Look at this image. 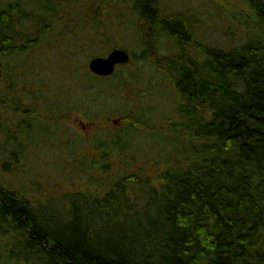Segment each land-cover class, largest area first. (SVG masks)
<instances>
[{
	"label": "trees",
	"instance_id": "1",
	"mask_svg": "<svg viewBox=\"0 0 264 264\" xmlns=\"http://www.w3.org/2000/svg\"><path fill=\"white\" fill-rule=\"evenodd\" d=\"M87 1L0 3V58H19L0 101L23 115L0 122V149L15 165L12 177L9 164L0 170V264H264V0H237L231 44L205 43L161 0ZM116 2L110 33L104 10ZM136 17L176 53L159 64L175 95L166 119L138 101L152 63L138 24L124 21ZM85 20L90 36L75 30ZM117 38L141 44V54L112 76L93 74L89 61ZM46 59L67 64L49 77ZM71 112L93 125L122 118L89 140L42 121ZM42 150L54 153L55 175ZM21 156L41 163L35 176L24 175Z\"/></svg>",
	"mask_w": 264,
	"mask_h": 264
},
{
	"label": "rangeland",
	"instance_id": "2",
	"mask_svg": "<svg viewBox=\"0 0 264 264\" xmlns=\"http://www.w3.org/2000/svg\"><path fill=\"white\" fill-rule=\"evenodd\" d=\"M2 1L4 0H0V3ZM93 1L95 4H93L92 1L88 0L87 6L90 5V7L92 8L94 5L96 6L98 4L96 0H93ZM121 1H124V0H121ZM118 2H120V0ZM118 2H116L115 4L111 6L107 5L104 10L105 12L108 11L107 14H109L107 21L105 23V28L106 29L108 28V31L110 33H112V31H115L114 26H116V24L114 22V19L111 16V13L115 14V10L119 8ZM235 4H240V3L237 0H161L160 2L161 7L165 9V11L166 9H168L169 13L170 12L175 13L178 11L183 13V15H185L186 20L191 24L192 29L194 30L196 35L199 37V39L205 41V43H217L220 41L218 39H221L222 41H231L230 44L235 42L234 39H236V35L239 34L238 30L235 28V25H234L235 22L232 21L233 16L232 15L231 17L229 16V13L234 10ZM99 5H101V3ZM128 11H129V7L127 6H124L123 8H121V13H126ZM127 16L129 17L130 15H127ZM87 21L88 20H85L86 24L78 23L75 26L76 28L75 30H79L80 35L84 36L86 34L87 36H90V34L92 33L91 25ZM124 21L132 24V27L134 28V30L136 29L137 31H139V28H140L139 32H141L142 34L141 41L144 42L143 46L148 51L151 50L150 61L152 64L150 67L147 66V69H144V66L142 67V69L144 70L143 75L147 77L146 83H151L152 87H149V88L144 87L143 91L142 90L137 91L138 95L140 96L138 99V101H140L139 104L145 100L149 101L151 106L155 108L157 107L160 109L159 111L161 112L160 115L164 119H166V116L172 115L174 113L170 102L172 101L173 98H175V95H173L174 88L172 89V87H170V83L165 78L163 79L162 75L166 76L167 72L166 70L161 69V65L164 59L166 60V53H171V54H168L169 58L172 55L174 56L176 53L173 50H171V48L168 49V47H170V44L166 43V39L164 40V42H162L161 40V43L158 44L155 41V37L152 36V31H150L152 27L148 25L146 26L145 22L138 19V17L134 19L132 18L124 19ZM71 26L65 27L66 28L64 29L65 34L71 32L70 31ZM57 30L52 32L53 36H56ZM116 46L119 47V48L116 47V49H121L120 48L121 46L123 50H126L131 55L134 54L136 56H139L142 51L141 44L140 45H137L136 43H134L133 45L128 44L124 40L121 42L119 38L116 39ZM66 52H69V51H66ZM103 55H105L103 57H106L108 55V52L104 53ZM18 62H19L18 57H12L7 60L4 58H0V94L1 93L2 95L5 94L6 87L9 85L11 71L15 65L17 66ZM62 62H66V57L62 59ZM62 62H58L59 66H57V62L50 61L47 59L44 60L43 66L45 67V69L43 70V72L47 73V76L49 77H56V75L58 74L57 71L59 70V67L67 64V63H62ZM73 63L75 64V62ZM138 68H141V66ZM172 75L175 77L174 74ZM49 79H53V78H49ZM44 91L48 92L47 88L44 89ZM144 95H148L149 100L143 98ZM23 102L26 103V101H23ZM0 103H1L0 104V122L1 123L2 122L10 123L8 121L10 117H12L13 119H17V118L19 119L23 116L21 114H17L14 111V108L12 107V105L9 104L8 102L5 101L2 103L0 101ZM44 115H45L44 116L45 118H43L42 121H44L46 125L50 123L52 124L54 122L60 123L63 127L67 126V127L72 128L73 131H75L85 140H89L90 135L95 130V128L111 129V127H114L113 125H115L116 123H119L122 118V117L120 118L119 116H114L113 117L114 120L112 119L108 121L106 120L97 121L96 123H94L95 125H93L91 124L90 121H88V118L82 117V115L79 113L71 112V113L65 114L64 116L59 115L57 116L59 119V122L54 121V118L53 119L50 118V116L47 115V113H45ZM160 126H163V125H160ZM0 144H2V142H0ZM85 148H87L86 144H84L83 150ZM88 152L89 150L87 151V153ZM53 154H54L53 152L46 153V151L42 150L43 159L41 160L45 163L47 172L52 175H55L53 174V173H56L54 168H56L57 166L52 161ZM91 154L92 153L90 152L89 155ZM47 159L50 161H47ZM19 160L21 164H23V167L25 168L23 171L25 176H27L28 174L31 176H35L37 171L40 168H42L41 163L38 162L35 157L29 159L28 157L21 156ZM54 161L59 162L60 160L55 158ZM63 162L64 161L62 162L60 161V163H63ZM3 164H9L5 168L6 173L3 172L4 176H8V178L14 176L13 169L15 165L13 161L10 158H8L7 151H2L0 149V170L2 169ZM141 166L146 167L144 164H137L136 168L134 169L136 170L140 169ZM144 171H146V169ZM153 172L157 173L156 169H153ZM26 184H29V180L26 182ZM80 186H81V183L79 182L76 185L67 184L62 187L61 191L62 192H72L73 190H77ZM25 188L27 189V191H29V194L36 195L35 196L36 198L40 197V195L36 191V188L31 187V186H26ZM32 188H34V190H32ZM41 193L46 194V195L50 194L49 192H46V191H41ZM51 195H57V194L55 192H51ZM6 241H7L6 238H2L1 243L6 242ZM2 261H3V258H2Z\"/></svg>",
	"mask_w": 264,
	"mask_h": 264
},
{
	"label": "water",
	"instance_id": "3",
	"mask_svg": "<svg viewBox=\"0 0 264 264\" xmlns=\"http://www.w3.org/2000/svg\"><path fill=\"white\" fill-rule=\"evenodd\" d=\"M131 59L130 54L123 49H115L106 57H95L89 62L90 71L100 77L112 76L117 67L127 64Z\"/></svg>",
	"mask_w": 264,
	"mask_h": 264
}]
</instances>
